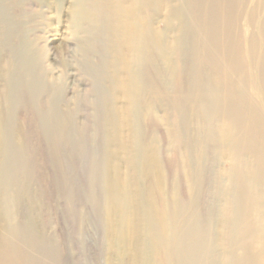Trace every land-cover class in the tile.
Masks as SVG:
<instances>
[{
    "label": "bare ground",
    "instance_id": "6f19581e",
    "mask_svg": "<svg viewBox=\"0 0 264 264\" xmlns=\"http://www.w3.org/2000/svg\"><path fill=\"white\" fill-rule=\"evenodd\" d=\"M53 11L60 36L43 27ZM85 104L107 264H264V0H0V264H33L41 243L21 111L77 145ZM162 108L186 199L158 146Z\"/></svg>",
    "mask_w": 264,
    "mask_h": 264
},
{
    "label": "rangeland",
    "instance_id": "374dc122",
    "mask_svg": "<svg viewBox=\"0 0 264 264\" xmlns=\"http://www.w3.org/2000/svg\"><path fill=\"white\" fill-rule=\"evenodd\" d=\"M48 17L43 20L44 29L51 32L53 30L60 36L65 30V14L56 15L53 11ZM238 24L243 26V20L240 19ZM158 26L161 29L165 27L163 22ZM55 46L57 49L63 48L58 41H55ZM47 47L48 59L53 62L54 49L49 44ZM64 52L66 57V50ZM188 83L189 79L183 76L182 84L179 85L181 90L175 89V95L181 96L189 92L191 87ZM20 114L27 131L28 150L25 162L29 170L27 173L23 170L19 172L30 177L38 199L35 219L41 232L40 246H36L31 253L33 264H107L109 251L106 248L101 162L91 152L93 146L101 147V141L92 142L93 122L96 121L92 119L90 107L85 104L81 111L79 118L83 126L77 145H57L47 140L41 133L32 110H22ZM165 115V108H162L158 146L163 151L167 177H179L178 193L182 199H186L189 193L184 176L172 160L173 154L168 148V127L163 119ZM116 162L121 166L120 171L126 173L124 160L119 158ZM228 167L229 163L226 161L221 164L222 169ZM203 187L205 203L208 196L206 180ZM132 254L133 252L115 255L112 252L109 264H134Z\"/></svg>",
    "mask_w": 264,
    "mask_h": 264
}]
</instances>
